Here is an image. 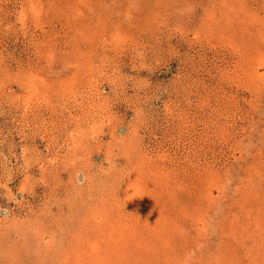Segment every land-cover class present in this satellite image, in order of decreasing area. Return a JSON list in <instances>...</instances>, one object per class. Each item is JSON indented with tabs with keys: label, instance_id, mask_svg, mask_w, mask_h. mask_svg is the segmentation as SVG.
Segmentation results:
<instances>
[{
	"label": "rangeland",
	"instance_id": "374dc122",
	"mask_svg": "<svg viewBox=\"0 0 264 264\" xmlns=\"http://www.w3.org/2000/svg\"><path fill=\"white\" fill-rule=\"evenodd\" d=\"M0 264H264V0H0Z\"/></svg>",
	"mask_w": 264,
	"mask_h": 264
}]
</instances>
